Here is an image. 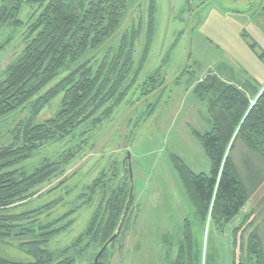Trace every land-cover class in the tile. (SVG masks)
<instances>
[{"label": "rangeland", "instance_id": "1", "mask_svg": "<svg viewBox=\"0 0 264 264\" xmlns=\"http://www.w3.org/2000/svg\"><path fill=\"white\" fill-rule=\"evenodd\" d=\"M39 12L38 5H27L20 15L25 23L22 28L0 30V46L13 37L0 50V78L26 46L28 27ZM149 17L150 0H128L119 28L81 60L94 58L91 63L96 68L97 60L105 56L111 60L125 41L124 51L131 52L133 72L142 61L143 65L123 101L101 123H87L73 137L41 147L25 163L30 172L45 159L72 158L63 161V171L4 212L18 215L51 205L29 221L38 225L56 220L57 228L65 226L47 247L53 252L69 249L75 264H94L103 247L89 236L82 244L77 240L98 211L105 216L108 192L124 183L129 187L128 152L133 173L132 205L120 237L108 247L99 264H170L177 255L184 220L193 213L171 156L180 157L196 173L211 171L210 160L195 135L211 128L210 114L205 102L194 96L195 86L213 73L248 89L251 95V86L256 91L264 87V61L250 46L255 42L256 51L264 53V0H155L152 33L148 30ZM62 98L63 94L46 106L37 121L52 118ZM26 115L23 111L0 124V147L12 143L9 130ZM248 225L245 237L256 230L264 240V183L231 223L215 226L208 221L202 238L203 257L210 248L217 264L255 263V256L250 254L249 258L240 246L241 232L234 245V230ZM209 233L211 246L207 243ZM24 240L1 241L0 256L31 262L19 247Z\"/></svg>", "mask_w": 264, "mask_h": 264}, {"label": "trees", "instance_id": "2", "mask_svg": "<svg viewBox=\"0 0 264 264\" xmlns=\"http://www.w3.org/2000/svg\"><path fill=\"white\" fill-rule=\"evenodd\" d=\"M32 4L38 5L40 12L28 27V42L0 78V124L18 113H27L9 130L12 143L0 147V242L29 238L19 247L32 261L0 256V264H75L76 259L69 249L53 252L47 247L49 240L64 232L65 226L57 228L56 220L38 225L37 221H29L51 205L18 215L4 212L63 171V165L72 156L63 160L65 163L45 159L31 172L25 168V163L46 144L73 137L82 125L95 126L103 117H109L132 87L143 61L133 72L131 52L124 51L125 41L111 60L106 56L97 60L96 68L91 63L94 58L81 61L119 28L128 0H0V30L22 28L25 25L20 17L22 10ZM154 9L155 0H150L148 30L151 33ZM12 39L10 36L0 50ZM250 46L264 61V53L256 51L257 44ZM145 58L146 55L143 60ZM77 63V68H70ZM67 70L69 72L61 77ZM131 74L133 79L128 82ZM251 87L253 95L248 89L209 73L193 90L194 96L205 102L210 114L211 128L195 135L210 160L211 171L196 173L180 157L171 156L193 213L184 220L177 255L170 264H217L210 248L203 257L204 227L208 221L215 226L231 223L264 183V87L259 91ZM61 94L63 98L57 113L38 122L41 111ZM128 179L129 187L124 183L108 192L105 216L98 211L77 244H82L84 237L89 236L104 246L114 235L129 198L130 175ZM249 226L234 230V245L241 232V248H245L249 258L250 254L255 256L253 264H264L263 237L256 230L245 237ZM207 243L212 244L211 233L207 235Z\"/></svg>", "mask_w": 264, "mask_h": 264}, {"label": "water", "instance_id": "3", "mask_svg": "<svg viewBox=\"0 0 264 264\" xmlns=\"http://www.w3.org/2000/svg\"><path fill=\"white\" fill-rule=\"evenodd\" d=\"M126 160H128V170H129L130 181H131V190H130L129 198H128V201L126 203V206H125V209H124V213H123L122 219H121V221L119 223V226L117 228V231L114 233V235L101 248V250L99 251V253L97 254V256L95 258L94 264H99V261H100L102 255L105 253V251L107 250L109 245L111 243H113L115 241V239L118 237L119 233L121 232V230H122V228L124 226L125 219H126V217L128 215V211H129L130 206L132 204V199H133V173H132V164H131V154L129 152H128ZM126 160L124 161V164H125Z\"/></svg>", "mask_w": 264, "mask_h": 264}]
</instances>
